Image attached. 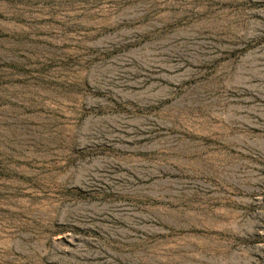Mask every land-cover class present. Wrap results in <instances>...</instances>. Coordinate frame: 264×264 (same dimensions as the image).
I'll return each mask as SVG.
<instances>
[{"label":"rangeland","instance_id":"374dc122","mask_svg":"<svg viewBox=\"0 0 264 264\" xmlns=\"http://www.w3.org/2000/svg\"><path fill=\"white\" fill-rule=\"evenodd\" d=\"M0 264H264V0H0Z\"/></svg>","mask_w":264,"mask_h":264}]
</instances>
